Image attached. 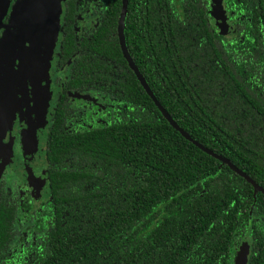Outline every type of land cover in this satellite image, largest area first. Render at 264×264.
Listing matches in <instances>:
<instances>
[{"label":"trees","instance_id":"trees-1","mask_svg":"<svg viewBox=\"0 0 264 264\" xmlns=\"http://www.w3.org/2000/svg\"><path fill=\"white\" fill-rule=\"evenodd\" d=\"M222 4L227 36L210 0H127L124 44L173 122L264 189V0ZM121 10L65 2L49 194L30 221L2 184L0 264H234L243 242L264 264V195L163 117L122 55Z\"/></svg>","mask_w":264,"mask_h":264},{"label":"rangeland","instance_id":"rangeland-1","mask_svg":"<svg viewBox=\"0 0 264 264\" xmlns=\"http://www.w3.org/2000/svg\"><path fill=\"white\" fill-rule=\"evenodd\" d=\"M11 1L12 0H0V98L4 94L3 88L8 92L4 84H10L13 80V90L15 89V92L11 94L14 100L13 105L21 107L22 105L28 106L29 103L31 108H35L36 106L39 107V109L34 110L36 116L40 112L39 122L36 120L37 117L35 119V116H32L34 117L33 126L28 130L27 140L22 147L23 153H20V155L26 159L25 162L32 161L35 164L40 160L41 146L39 147L37 145L40 134H38V138H35L34 127L36 128V125L40 124L42 133L44 132L49 120L48 108L52 105L49 101L56 98L62 87V85H55L53 80L50 85L47 82V77L58 54V42L61 36L59 28L64 0H29L24 15L21 13L19 14L16 8H14L15 10L12 12L11 8H9ZM21 1L22 0H18L15 5L21 3ZM9 14H12L14 17L12 16L10 18L8 16ZM4 19H6V21H4ZM15 19H17V24L15 25V23H13L15 26L11 28L9 22L16 21ZM92 21L93 23L96 21L94 15ZM5 25L6 27H4ZM14 50L17 52L16 56L11 54ZM22 55H24V60L22 59ZM38 76H40L41 84L39 88V92H41L39 97L41 100H39V102L36 94H28L26 97L25 92L21 93L18 91V88L26 90L28 86H33ZM62 78L64 79L63 76ZM83 98L86 97H77V99ZM89 101L93 102L92 100ZM14 114H16L15 111ZM17 117L20 118L18 115ZM15 119L16 117L7 119V122H3V126L0 129V176L1 174H6V168L17 161L13 152L14 144L9 142L10 139H13L11 129L14 126ZM6 132L8 138L4 142L3 138ZM32 145L34 148L33 151L31 148ZM24 156H26V158ZM38 157L39 160L37 161ZM27 171H30V169L27 168L24 174ZM33 175L35 174L30 173L29 184L33 181ZM35 177V183H33L31 188H33V193L35 191L37 195H40L43 190V186H41L43 183L42 177L40 175H35ZM25 178L27 180L26 176ZM12 179L14 178L11 174L6 185L8 188L14 187L18 191L19 188L12 185ZM24 205H26V202ZM239 249L240 247L237 249V253Z\"/></svg>","mask_w":264,"mask_h":264},{"label":"flooded vegetation","instance_id":"flooded-vegetation-1","mask_svg":"<svg viewBox=\"0 0 264 264\" xmlns=\"http://www.w3.org/2000/svg\"><path fill=\"white\" fill-rule=\"evenodd\" d=\"M17 1L18 0H12L10 2L9 8H11L12 12L15 10L14 8H16L20 14L21 9L23 10V8H26L27 5H24L25 7L23 5L21 6L20 3L15 5V3ZM66 1L67 0H64V2L62 4V18H61V24H60V28H59L60 35H61L60 40L62 38L61 25H62V20H63V16H64L65 2ZM222 3H223V0H222ZM16 6H18V7H16ZM210 8H211V2H210ZM92 14L94 15L93 9L89 8L88 12L86 13V16H85L86 19L81 20L79 22L78 26H76V32L77 33L83 32V33H86L87 35L91 34L92 29L95 25V22L93 23V21H92V18H93ZM8 16L11 18L13 15L9 14ZM212 18H213V22L215 24L214 17L212 16ZM15 20L16 21L9 22V25L11 26V28H13L17 24V19H15ZM4 21H6V19H4ZM13 23H15V25ZM2 25H4V24H2ZM4 27H6V25ZM216 28H217V26H216ZM231 31H230V33H231ZM60 40L58 42L59 47H60ZM59 49L60 48H58V54H57L56 61H55V63L52 64V68L49 71V74L47 77V79H48L47 82L51 85L52 80H53L55 85H60V86L62 85V87H61L59 93L57 94L56 98L54 100L49 101L50 103H52V105L48 108L49 109V120H48V124H47L46 128L44 129V132L42 133V128H41L40 124H37L36 128L34 127L35 138H38V134H40V137L37 140V142H38L37 145L39 147L41 146V152H40L41 156H40V160H39V157L37 158V161L39 160L37 163L34 164L32 161L25 162L26 159H24L20 155V153H23L22 147H23L24 142L27 140L28 130H29V128H31L33 126L34 117H32V116H35V119L37 117V119H36L37 121H38V119H40V112L38 113L37 116L34 112V110L39 109V107L36 106L35 108H31L29 106V103H28V106L22 105L21 107L13 105L14 100L11 97L12 92H15V89L13 90V85H12L13 80L11 81L10 84H8V83L4 84V85H6L5 87H7L8 92L5 90V88H3L4 94L0 98V129L3 126V122H7V119H12L13 117H16L15 122H14V126L11 129L12 130L11 134H12L13 139H10L9 142L14 144V151L13 152H14L15 157L17 158V161L13 165L8 166L6 168L7 173L1 174V176H0V191H1V186L3 184L6 193L11 194V195L15 194L17 197L16 201H17L19 211L23 215V218L30 220V221L32 218H34L33 217L34 213L40 208L42 202L47 199L48 194H49L48 186H47V177H46V169H47L46 139H47V133H48L50 126H51V123H52V119H53V115H54V111H55V106L58 102L59 94L61 93V90H62L64 84L69 79V71H68L69 66L65 65L61 68H58ZM16 53L17 52H15V50H14L11 54L16 56ZM22 59L24 60V55H22ZM62 73H63V75H62ZM62 76L64 77V79L62 78ZM40 85H41L40 84V76H38L36 83H34L33 86H28L26 88L27 91L25 89H20V88H18V91H20L21 93L25 92L26 97L28 96V94H31V95L36 94L37 98H38V102H39V100H41L39 97V95L41 94V92H39ZM70 96H72V101H69V102H71V104L75 103V101L76 102L81 101V100H76V99L74 100V98H76L78 96L77 94L70 93ZM30 98H32V97H30ZM51 110H52V112H51ZM14 111L16 112V114H14ZM7 115H8V117H7ZM17 115L20 118H18ZM0 133H1V131H0ZM42 136H43V139H42ZM7 138H8V135L6 132V135L3 138L4 142L7 140ZM22 139H23V142H22ZM31 148L33 151V149H34L33 145L31 146ZM24 157L26 158V156H24ZM43 158H44V162H43ZM27 168L30 169V171H27L24 174V172L26 171ZM30 173L31 174L33 173L36 176L40 175L42 177L43 183L41 184V186H43L42 187L43 190L40 193V195H37L35 193V191L33 193V188H31V186L33 185V183H35L36 177H35V175H33V181L31 182L32 184L31 183L29 184ZM11 174H12V177L14 178L11 180L12 185L18 187L19 188L18 191L16 190V188H14V187L8 188L6 185L7 181L11 177ZM25 176L27 177V180H26ZM30 188H31V190H30ZM25 202H26V205H24ZM29 215H31L32 218H28Z\"/></svg>","mask_w":264,"mask_h":264},{"label":"water","instance_id":"water-1","mask_svg":"<svg viewBox=\"0 0 264 264\" xmlns=\"http://www.w3.org/2000/svg\"><path fill=\"white\" fill-rule=\"evenodd\" d=\"M28 1L29 0H22L20 5L21 6L27 5ZM210 2H211L212 16L214 17V20H215V25L217 26V28L219 30L222 31L223 35L227 36L230 33V31L232 30V28H231V26H229V24L227 22V15H226L225 10L223 9L222 0H210ZM126 4H127V0H122V10H121V14H120V18H119V25H118V39H119V44H120V48L122 51V55L125 58V60L127 61L129 67L133 70L134 74L136 75L138 81L142 85L145 92L149 95V97L155 103L156 107L159 109L160 113L168 121L170 126L173 129H175L176 131H178L186 140L193 143L196 147L200 148L202 151H204L208 155H210V156L216 158L217 160L221 161V163L228 165L234 172H236L238 175L243 177L248 183H250L253 186L254 193L260 192L264 195V189H262L261 187L256 185L249 177H247L245 174H243L241 171H239L237 168H235L228 160L224 159L223 157L217 156L212 151L202 147L200 144L195 142L188 134H186L180 127H178L173 122V120L168 116V114L163 110V108L159 105V103L156 101V99L153 97V94L151 93V91L149 90L147 85L145 84L144 80L142 79L139 72L135 68L132 60L130 59V57L127 53L125 44H124L123 20H124V16L126 13ZM21 14L22 15L25 14V8H23V10L21 9ZM247 253H248L247 244L243 243L239 249V252L237 253L234 264H246Z\"/></svg>","mask_w":264,"mask_h":264}]
</instances>
